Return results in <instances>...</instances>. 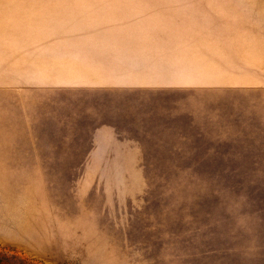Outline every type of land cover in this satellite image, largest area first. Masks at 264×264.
Here are the masks:
<instances>
[{
	"label": "rangeland",
	"instance_id": "rangeland-1",
	"mask_svg": "<svg viewBox=\"0 0 264 264\" xmlns=\"http://www.w3.org/2000/svg\"><path fill=\"white\" fill-rule=\"evenodd\" d=\"M171 29L228 47L198 66L202 85L60 87L35 56L49 43L150 40ZM258 43L264 0H0V256L264 264ZM104 124L150 140H90ZM162 135L172 140H151Z\"/></svg>",
	"mask_w": 264,
	"mask_h": 264
},
{
	"label": "crops",
	"instance_id": "crops-1",
	"mask_svg": "<svg viewBox=\"0 0 264 264\" xmlns=\"http://www.w3.org/2000/svg\"><path fill=\"white\" fill-rule=\"evenodd\" d=\"M153 32L159 35L150 40L49 43L35 56L42 62L47 61L45 70L58 75L54 80L61 82L60 87L142 93H162L172 88L202 85L206 78L196 75L201 72L198 66L205 61L226 57L228 47L221 52L211 42L197 41L193 35H180L183 31ZM252 49L254 54L264 57L262 43ZM227 56L231 57V53ZM90 140L150 139L147 134L128 137L119 131L117 125L104 124L93 130ZM151 140H172V136L162 135Z\"/></svg>",
	"mask_w": 264,
	"mask_h": 264
},
{
	"label": "trees",
	"instance_id": "trees-1",
	"mask_svg": "<svg viewBox=\"0 0 264 264\" xmlns=\"http://www.w3.org/2000/svg\"><path fill=\"white\" fill-rule=\"evenodd\" d=\"M0 264H25V261L16 257L0 256Z\"/></svg>",
	"mask_w": 264,
	"mask_h": 264
}]
</instances>
